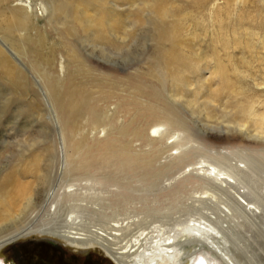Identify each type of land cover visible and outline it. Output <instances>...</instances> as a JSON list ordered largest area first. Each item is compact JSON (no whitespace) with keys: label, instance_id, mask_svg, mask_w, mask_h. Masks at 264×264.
Segmentation results:
<instances>
[{"label":"rangeland","instance_id":"374dc122","mask_svg":"<svg viewBox=\"0 0 264 264\" xmlns=\"http://www.w3.org/2000/svg\"><path fill=\"white\" fill-rule=\"evenodd\" d=\"M86 1L92 6L89 8L100 6L105 12L116 13L124 24L120 23V32L103 35L84 23L73 26L78 18L74 20L68 15L78 2ZM156 1L168 9L162 18L153 13V0L147 3L145 0L0 1V10L7 12V9L19 7L16 12L27 17L25 30L7 29L0 21L3 28H0V47L22 72L19 81H10L0 73V180L12 171L20 179L24 176L31 180L30 173L21 174L17 168L35 159L40 166L33 190L34 202H38L48 192L64 187L71 175L87 178L80 175L81 170L72 171L62 166L61 161L71 152L68 140L88 142L94 139L97 143L98 139L108 143L110 136L102 139L99 126L103 125L109 133L123 128L124 133L117 134L114 142L120 143L107 146L115 152L114 160L109 152L95 154L94 160L108 162L110 169L99 170V174H107L111 179H135L140 174L131 177V170L124 174L110 168L117 159H128L125 162L130 166L143 164V168L135 169L156 181L155 188H161L169 178L187 169L202 167L198 174L207 176L212 175L215 167L225 173L222 177L231 181L228 175L237 167H244L239 173L249 179L241 180L246 181L243 185L248 184V189L244 190L245 194L249 191L247 199L231 188L227 190L230 197L244 206L259 205L263 210L259 221L264 223V206L261 207L264 199L261 198L262 203L258 201L264 197V134L259 133L264 130V0ZM79 15L81 13L77 14L80 19ZM33 47L46 58L44 70L38 66L35 56H31ZM60 62L64 65L63 71L58 70ZM68 77H73L71 81L76 80L84 89L82 102L78 101L70 110L63 109L61 113L62 117L69 112L75 120V139L67 136V130L62 127L53 91V83L64 80L66 84ZM85 102L92 104L95 115L85 116ZM125 102L131 105L127 115L119 107ZM167 111L172 113L173 123L165 121ZM170 143L180 148L179 158L172 161L171 167L163 169L160 161L174 152V148L167 147ZM70 155L75 157L77 151ZM46 188L47 193L43 194ZM196 189L183 190L177 204L178 210L183 209L181 220L187 224L196 222L190 219L201 217L182 208V204L194 196L208 197ZM250 192L262 196L256 194L254 198ZM250 197L253 203L248 202L252 200ZM225 200L207 201L209 209L201 210L203 217L206 214L218 223L222 222L218 219L223 216L221 210H226L224 204L233 216H237L233 218L237 225L230 222L229 237L221 234L217 240L227 249L225 252L233 256L232 262L225 256V262L264 264V242L258 237L259 233L251 230V224L248 223L249 227L243 223L238 217L240 210L231 200L228 203ZM36 202L27 204L23 213L36 211ZM171 211L175 213L176 210ZM154 218L168 221L154 215L152 222L148 219L144 223L147 229L161 222ZM170 220L169 224L175 222ZM204 239L200 241L210 244ZM205 244L197 241L185 247L183 252L188 256L182 258L181 264H192L194 257L199 255L198 249L209 250ZM0 264L116 263L97 245L77 246L54 236L30 234L6 243L0 250Z\"/></svg>","mask_w":264,"mask_h":264},{"label":"bare ground","instance_id":"6f19581e","mask_svg":"<svg viewBox=\"0 0 264 264\" xmlns=\"http://www.w3.org/2000/svg\"><path fill=\"white\" fill-rule=\"evenodd\" d=\"M145 1L147 3V0ZM153 1V13H155L159 18H162L161 16L164 17V14L168 11V9L166 10L165 4H162V2L159 3L156 0ZM87 2L89 1L78 2L72 9V12H70L71 15H68L74 20L78 18L73 26L84 23L86 27H95V29L103 35H116L120 32V23L122 25L124 24L120 22L116 13L105 12L100 6L95 9L89 8L92 6H88ZM95 2L97 4L99 3L98 1ZM18 8L12 7L7 9V12L0 10V19H2L0 21L4 23V26L7 29L12 28L16 31L25 30L23 26L26 25L25 22L27 17L23 15L21 16L17 13ZM216 11H218V9ZM61 12L63 13V11ZM79 13H81V15H79L80 19L77 16ZM215 14L217 15V13ZM71 28L73 29V27ZM162 28L160 27V29ZM157 29L160 31L159 28ZM171 30L173 31L174 27ZM171 30L167 31L173 34ZM162 31L164 32V30ZM168 35L169 37L172 36H170V34ZM159 39L161 41V38ZM176 43H179V39H177ZM31 52V56L32 54L35 56L38 66L40 65L41 70H44L47 65L45 56L34 47ZM72 54H75V52ZM161 62H159L158 65H161ZM165 64H167V61ZM168 64L167 67L169 66ZM163 67L166 66L164 65ZM63 68V62H60L58 70L63 71ZM0 73H2L4 77H7L10 81H19L22 79V72L20 73L16 62H14V60L1 47ZM176 73L178 74V72ZM176 73L172 75L176 76ZM70 77H68L70 82L65 80L67 81L66 84L64 83V80H62L61 83H53V91L55 102L59 109V119L63 121L62 127L67 130L65 131L68 134L67 136H71L75 139L73 136L76 125L74 122L75 120L71 119L69 112L62 117L61 113L63 109L65 111L70 110L73 104L76 105L78 101H81L84 89L83 86H81L76 80L72 82L71 79L73 77ZM125 103L126 104H124V106L119 105V107L124 111L125 115H127L129 111H131V105L130 102ZM74 112L75 110L73 113ZM83 112L85 116H93L96 114L92 104L89 102H85ZM171 114V112L167 111V118L165 121L173 123ZM61 118H63V120ZM99 127H101L98 131L101 132L102 139L110 136V142L102 143V141L98 139L97 143L94 139L88 142L68 140L69 142L67 143L69 145L68 150L70 149L69 152H74V150H76L77 155L73 157L70 155V152L68 153L67 158H65V161H61L64 164L62 166L66 168L68 167V170H81L82 173L80 175L87 178L80 179V177H76V175H71L68 178V182H64V187H60L58 190L55 189V191L53 190L52 192L47 193L46 191L49 188L48 186V188H46L43 192V194H47L40 199L38 198V202L35 201V207H37L36 211H29L25 214L23 213V211L27 209V204H34V200L36 199L34 197L35 191L33 190L36 182L38 181V179L35 181V177L39 174L38 170L40 169V166L35 162V159L22 164L19 168H17L22 171L21 174L24 172H27L28 174L30 173V176H32L31 180L24 176L20 179L16 176L14 171L10 173L11 175L0 180V250L6 243L15 241L20 237L30 234H41L54 236L67 243L77 246L97 245L105 253H107L116 264H181L183 262L182 258L188 256L186 252H183L185 247L197 243V241L205 244V242L200 241V238H206V240H209L207 242H210V244H205L209 250H206L205 248L198 249L199 255L194 257L191 261L192 264H222L220 260L225 262V256L228 258L229 262H232L233 256L230 255L231 253L228 254L225 252L227 249H224L222 245L220 246L217 240L220 238L221 234L223 237H226V234L228 236L227 232H230V222L236 224L234 219L237 216H233L229 207L224 204L226 210H221L223 216L218 218L222 222L218 223L216 219H213L206 214H204L203 217L201 210L209 209V205L206 202L211 201L212 199H219V202L220 199H226V203L231 200V203H233L232 205L240 210V216L238 217L241 218L243 223L246 222V225H248V223L249 225L251 224V230H253V232L257 230L259 233L257 234L258 237L261 238L262 242H264V231H262L264 223L259 221L262 215V209L260 210V207H258L259 205L257 206L255 204H247L244 206L234 197H230V193L227 190V188H231L240 197H243L245 200L247 199L245 196H247L246 194L249 193V191L245 194L244 190L245 188L248 189V187H246L248 184H246V186L243 185L247 177H243L242 174L239 173V171L244 167H237L233 170V174L228 175L231 181L222 177L225 173L220 169L216 170L217 168L215 167V169L212 168V175L207 176L198 174V171L202 169V167L187 169L178 176L169 178L165 186L161 184V182H158L161 184V188H155L157 184L156 181L149 180L143 172H139L135 169L143 168V164L133 167L125 162L128 159H117L114 163L110 164V168L117 169L124 174L128 172L127 170H131L133 171L131 173V177L138 174L140 175L135 177V179L130 180H125L124 178L111 179L110 176H107V174H99V172H101L99 170L104 171L105 169H110L107 167L108 162L100 163L94 160L96 157L95 154L97 153V155L100 156L104 152H109L111 154L110 158H113L114 160L115 152H111L107 149V146L119 144L120 142L114 143L117 139L116 136L117 134L124 133V130L123 128H118L114 131L116 132L115 135H113L114 132H106L103 125ZM71 129L72 131L68 132ZM259 131L260 134H264V130ZM161 137L163 138L164 136L162 135ZM97 145L101 146L98 147ZM167 147H171L170 149L174 148V152L170 153L167 158L164 157L163 161H160L162 162L160 164L163 169L171 167L173 163L172 161L178 159V155L180 153V148L175 147L174 143L167 144ZM125 155L129 156L128 154ZM145 163H147V161H145ZM88 168H93L94 171ZM74 174H77V172ZM30 176L28 175V177ZM243 178L245 180L241 182ZM154 179L156 178L154 177ZM246 181H249V179ZM134 183L140 185L135 186ZM223 184L227 187H224ZM189 187L192 188V190H195V188L199 189L202 194H208V197L194 196L192 199L190 198L191 200L188 199V202L182 204V208H185V210L187 209V211L191 214L193 212L194 214H199L198 217L202 218L190 219L192 221L196 220L195 223L191 224H187L185 223V220H181V212L183 209L180 211L177 208V204L180 202L179 197L182 196L181 193ZM253 190L254 189H251L250 191L254 193ZM252 193L250 192V195ZM256 194H252L254 198ZM258 196L260 197L262 195L257 194V197ZM228 198L230 199L228 200ZM261 198L264 199V197H260L258 201H262ZM257 199L258 198H256V200ZM251 201H253V199L248 200L249 203ZM262 206L264 205H261V207ZM171 210L176 211L173 213ZM154 215H158L161 219H166L165 221L172 219L175 222L173 221V224H169L168 221L163 222V220H160L159 218H154L157 222H161H159L158 225L147 229V227L144 226V223H147L149 220L152 222ZM224 218H227L228 220L226 219V221H224ZM253 218H256L257 220H253ZM211 246H214L215 249ZM225 264H227V262H225Z\"/></svg>","mask_w":264,"mask_h":264},{"label":"flooded vegetation","instance_id":"af4514ba","mask_svg":"<svg viewBox=\"0 0 264 264\" xmlns=\"http://www.w3.org/2000/svg\"><path fill=\"white\" fill-rule=\"evenodd\" d=\"M54 245H58V244L54 243ZM109 257H110V256H109Z\"/></svg>","mask_w":264,"mask_h":264},{"label":"water","instance_id":"95a60500","mask_svg":"<svg viewBox=\"0 0 264 264\" xmlns=\"http://www.w3.org/2000/svg\"><path fill=\"white\" fill-rule=\"evenodd\" d=\"M50 242H51V241H50ZM50 242H49V243H50Z\"/></svg>","mask_w":264,"mask_h":264}]
</instances>
